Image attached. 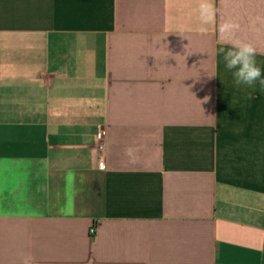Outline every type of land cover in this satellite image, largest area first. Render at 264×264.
Here are the masks:
<instances>
[{
	"label": "crops",
	"instance_id": "crops-1",
	"mask_svg": "<svg viewBox=\"0 0 264 264\" xmlns=\"http://www.w3.org/2000/svg\"><path fill=\"white\" fill-rule=\"evenodd\" d=\"M238 42L264 0H0V264H264Z\"/></svg>",
	"mask_w": 264,
	"mask_h": 264
},
{
	"label": "clouds",
	"instance_id": "clouds-1",
	"mask_svg": "<svg viewBox=\"0 0 264 264\" xmlns=\"http://www.w3.org/2000/svg\"><path fill=\"white\" fill-rule=\"evenodd\" d=\"M216 55L223 63L224 70L231 74V84L236 88L250 90L245 93L246 100H253V93L264 94V66L257 61L253 46L238 42L231 47H219Z\"/></svg>",
	"mask_w": 264,
	"mask_h": 264
},
{
	"label": "built area",
	"instance_id": "built-area-1",
	"mask_svg": "<svg viewBox=\"0 0 264 264\" xmlns=\"http://www.w3.org/2000/svg\"><path fill=\"white\" fill-rule=\"evenodd\" d=\"M104 137H105V133L104 132H102V133L100 132L99 133V138H100L101 142H103ZM100 151H104V143L101 144ZM90 233L94 234L95 230H91Z\"/></svg>",
	"mask_w": 264,
	"mask_h": 264
}]
</instances>
